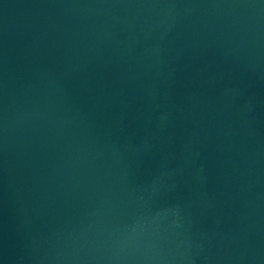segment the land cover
<instances>
[{
  "label": "water",
  "instance_id": "water-1",
  "mask_svg": "<svg viewBox=\"0 0 264 264\" xmlns=\"http://www.w3.org/2000/svg\"><path fill=\"white\" fill-rule=\"evenodd\" d=\"M0 264H264V0H0Z\"/></svg>",
  "mask_w": 264,
  "mask_h": 264
}]
</instances>
